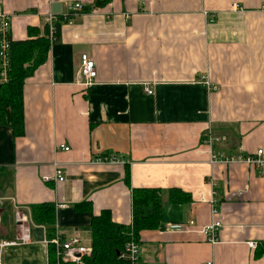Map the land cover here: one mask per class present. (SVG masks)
Instances as JSON below:
<instances>
[{
    "label": "crops",
    "instance_id": "0c3cea01",
    "mask_svg": "<svg viewBox=\"0 0 264 264\" xmlns=\"http://www.w3.org/2000/svg\"><path fill=\"white\" fill-rule=\"evenodd\" d=\"M76 1L92 8L62 22L47 59L25 79L26 132L17 136L0 122V236L16 237L17 207L32 234L30 242L2 249L4 264H16L8 262L16 255L24 258L19 264H37L38 256L48 264L46 227L35 236L32 203L54 202L60 233L91 245L92 218L103 209L117 222H132L134 187H159L164 205L162 225L140 233L141 264H264V253L257 254L264 241V167L213 164L207 142L211 127L223 136L215 147L264 149V0L0 3L14 14L18 40L31 28L44 34L46 15H64ZM83 52L98 71L88 86L77 81ZM207 78L219 90L209 92ZM61 142L71 149L58 148ZM108 154L120 161L94 160ZM56 162L65 167L64 181L44 177ZM212 173L223 221L217 243L200 231L214 218L201 200L210 195ZM172 187L191 199L172 201ZM191 218L189 229H167Z\"/></svg>",
    "mask_w": 264,
    "mask_h": 264
},
{
    "label": "trees",
    "instance_id": "16d2710c",
    "mask_svg": "<svg viewBox=\"0 0 264 264\" xmlns=\"http://www.w3.org/2000/svg\"><path fill=\"white\" fill-rule=\"evenodd\" d=\"M109 0H94L93 6H102ZM92 7L84 5L83 11ZM69 20L59 15L55 21V39L61 34L62 22ZM44 34L38 28L30 29L26 39L14 40L11 44L12 59L9 79L0 84V122L13 128L15 135H23L25 130L24 83L40 64L48 57L52 40L49 25L46 23ZM126 182L130 184V170ZM133 220L131 223H120L112 218L110 209H103L92 218L93 251L88 255L86 264H125L120 257V251L130 239L139 241L140 233L146 228H159L163 219V195L159 187H134ZM168 197L174 202L191 199V194L179 187L169 188ZM90 203L81 202L79 205ZM78 205V206H79ZM31 216L36 225L46 228V237L52 238L56 233L57 207L52 201L32 203ZM48 264H79L74 261H63L56 255L54 244L48 245ZM264 253V241L258 244L257 254Z\"/></svg>",
    "mask_w": 264,
    "mask_h": 264
},
{
    "label": "built area",
    "instance_id": "2783aa9c",
    "mask_svg": "<svg viewBox=\"0 0 264 264\" xmlns=\"http://www.w3.org/2000/svg\"><path fill=\"white\" fill-rule=\"evenodd\" d=\"M84 7L83 2L76 1L70 5L69 10L65 17L70 19V17L81 11ZM59 15L53 13H48L46 15V21L49 25V34L51 40H55L56 24L55 21ZM13 19L14 14L8 11L0 3V84L5 83L9 79V70H11V59H12V49L11 44L14 41L13 36ZM210 18V20H213ZM98 76V71L96 67V62L94 58L88 53L83 52L81 55V63L77 71V81L88 86L93 84ZM207 90L213 92L219 90L220 84L214 83L210 79H205ZM147 92L152 93L153 89L147 87ZM207 142L212 146V152L210 153V161L215 164L218 162L232 163V162H245L250 165H254L262 169L264 167V149L259 148L254 153H245L242 151H226L220 147H215L216 143L223 140V136L216 133L209 127ZM58 148L63 150H70L71 146L65 142L58 144ZM97 162H117L120 161L119 157L108 154V155H98L94 158ZM45 179L55 178L58 181H64L66 179V171L63 164L56 162L55 171L53 175H44ZM211 192L209 197L205 195L201 196V200L208 202L212 206V213L214 218L209 223L204 224L200 231H202L207 239L212 243H217L220 241L221 228L223 226V221L220 217H217L219 211L216 206L218 203L217 198V188H216V178L213 175H209L208 179ZM16 221L18 227V233L14 240H1L0 241V264H4L1 258L2 249L7 246L21 245L28 243L32 239L31 225L27 215L21 210L20 207L16 209ZM195 224V219L191 218L186 221L170 222L167 224V229L173 230H186L191 228ZM44 241L47 245L54 244L56 250V255L59 259L63 261H74L79 264H86V257L90 255L93 251L92 245L85 244L81 237L74 236H64L56 229V233L52 238L45 236ZM120 257L125 260V264H141V246L139 241L136 239H130L120 251ZM202 264H212L210 261L203 262Z\"/></svg>",
    "mask_w": 264,
    "mask_h": 264
},
{
    "label": "rangeland",
    "instance_id": "374dc122",
    "mask_svg": "<svg viewBox=\"0 0 264 264\" xmlns=\"http://www.w3.org/2000/svg\"><path fill=\"white\" fill-rule=\"evenodd\" d=\"M234 5H235L236 8L239 7L237 3H235ZM233 10L237 11L239 9H233ZM14 239H15V237H11V236H9V237L0 236V241L1 240H14ZM1 258H2V261L4 263L6 257H5V254H3V252L1 253ZM23 259H24L23 257H20L19 255H16L14 258L8 259V262L11 263V261H12V262H15L16 264H19L20 260H23ZM25 259H27V257ZM42 259H43V252H42ZM44 262H46V261H44ZM36 263L37 264L41 263V256H38V259L36 260Z\"/></svg>",
    "mask_w": 264,
    "mask_h": 264
},
{
    "label": "water",
    "instance_id": "95a60500",
    "mask_svg": "<svg viewBox=\"0 0 264 264\" xmlns=\"http://www.w3.org/2000/svg\"><path fill=\"white\" fill-rule=\"evenodd\" d=\"M37 230H41L42 233H43V230H45V229H44V226H43V225L35 226V227L33 228V231H34L35 236H36V232H37ZM44 237H45V236H43V238H44ZM43 238H42V239H43Z\"/></svg>",
    "mask_w": 264,
    "mask_h": 264
}]
</instances>
